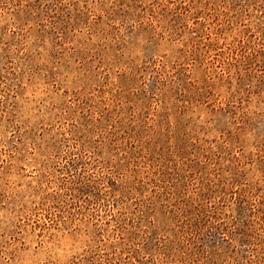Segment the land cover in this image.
I'll list each match as a JSON object with an SVG mask.
<instances>
[{"label": "rangeland", "instance_id": "obj_1", "mask_svg": "<svg viewBox=\"0 0 264 264\" xmlns=\"http://www.w3.org/2000/svg\"><path fill=\"white\" fill-rule=\"evenodd\" d=\"M0 264H264V0H0Z\"/></svg>", "mask_w": 264, "mask_h": 264}]
</instances>
